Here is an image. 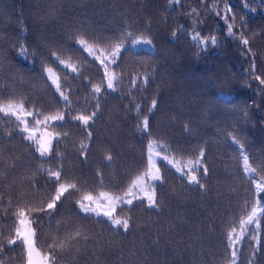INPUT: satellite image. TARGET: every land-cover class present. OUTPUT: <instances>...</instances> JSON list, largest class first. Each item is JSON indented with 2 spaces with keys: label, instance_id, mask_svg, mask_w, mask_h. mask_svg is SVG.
<instances>
[{
  "label": "trees",
  "instance_id": "obj_1",
  "mask_svg": "<svg viewBox=\"0 0 264 264\" xmlns=\"http://www.w3.org/2000/svg\"><path fill=\"white\" fill-rule=\"evenodd\" d=\"M228 3L232 9L229 15L236 17V35L228 34L227 24L232 20L216 14L223 9L220 0H0V86L7 89H0V103L24 98L45 115L64 112L65 122L53 121L38 128L69 133L58 147L54 140L53 147L67 155L68 165L89 185L96 184L93 176L97 168L102 170L106 185H119L95 190L88 187L85 191L93 196L99 191L119 193L138 171L144 170L150 139L180 146V150L174 148L167 154L182 164L195 159L201 147L206 149L210 177L201 182L208 185L207 194L154 157L165 177L163 185L157 182L160 210L147 209L146 202H134L131 212L117 209L122 217L132 216V228L127 233L121 229L118 234L107 223L81 221L94 239L81 241L79 252L62 254L61 264H225L226 232L231 227L239 230V220L250 213L253 200L250 179L243 173L242 160L234 158L236 146L226 141V133L237 135L251 158L264 161V85L254 78L264 77V0ZM193 9L198 19L189 15ZM241 18L246 22L250 47L258 54L254 71H250L252 59L244 54L238 38L245 31L240 27ZM124 24L130 25L132 35L125 41L119 66L109 65V71L122 79L115 81L116 91L100 95L101 112L91 127L93 140L89 142L79 121L69 119V108L71 116L94 110L91 89L93 84L105 83L104 69L80 49L75 38L111 37ZM198 33L200 39H194ZM209 36L217 42L201 43ZM143 39H151L152 44L132 43ZM21 46L26 53H21ZM99 47L108 45L100 43ZM51 51H57L61 59L70 58L78 71L55 64ZM46 67L60 78L71 102L69 108L45 75ZM145 75L149 77L146 85L139 81L135 87L131 84L134 77ZM152 99L158 103L149 112ZM32 106L25 104L26 108ZM144 116L149 118L152 137L136 129ZM28 121L30 126L34 124L31 117ZM17 123L15 117L0 113V170L4 172L0 178V229L8 230L4 237L13 233L15 218L4 216L3 209L10 198L11 211L24 207L16 200L22 190L20 178L42 163L21 135H4L5 131H14ZM258 139L263 143H257ZM81 141L89 143L91 149L87 163L76 151ZM109 153L115 163L105 166L103 157ZM17 157L22 164L9 167ZM253 178L259 177L253 174ZM34 180L39 191L25 196V201L35 202L49 194L42 175L37 174ZM258 199L260 208H264V193ZM69 209L75 211V205L65 203L60 211L67 216ZM258 212L259 228L249 225L248 229L251 235L259 233V249L253 257L254 242L246 235L237 264H249L250 258L254 264H264V211ZM60 219L58 216L57 221ZM55 225L53 221L51 229H37L36 245L42 254L51 243L50 232L56 235ZM0 259L5 264H23L18 246L6 247Z\"/></svg>",
  "mask_w": 264,
  "mask_h": 264
},
{
  "label": "snow or ice",
  "instance_id": "obj_2",
  "mask_svg": "<svg viewBox=\"0 0 264 264\" xmlns=\"http://www.w3.org/2000/svg\"><path fill=\"white\" fill-rule=\"evenodd\" d=\"M223 3V9L217 11V15H222L223 19L232 20V23L227 24V30L229 35H236L235 16L229 15L232 9L228 3V0H220ZM213 7L217 8L218 5L213 3ZM191 16L198 14L195 9L189 13ZM241 28L245 31H241L239 34V40L244 48V54L251 57L252 63L250 71H254L257 67L256 57L257 53L250 47L251 41L247 36L246 22L241 18ZM149 27L150 25H146ZM130 25L124 24L122 27L113 31L111 37H104L98 35L95 40L93 37L80 36L75 38V42L80 46L82 51L88 53L93 61L98 62V66L104 69V84H93L91 94L94 103V110L90 114L71 116V109L69 108L70 101L68 95L62 90L60 78L53 74L52 68H45V75L55 86V91L59 94L61 101L65 102V107L69 108V119L72 121H79L86 138L89 142L93 140V132L91 127L98 119V113L101 112V105L99 97L102 92L116 91L115 81L122 79L121 76L115 72L109 71V65H118L117 61L121 55L122 49L125 47V41L131 37V33L128 31ZM175 35V33H173ZM194 39H200L198 33ZM93 40V43H89ZM210 41L215 44L216 38L209 36L203 38L201 43ZM100 43H106L107 48L99 47ZM134 45L145 44L151 45V39L133 40ZM21 53H26V49L21 46ZM107 53V55H105ZM50 56L55 64L63 65L65 68L72 67L73 71H78L76 67H73L69 60L61 59L60 54L57 51H51ZM254 78L259 81L261 85H264V77L255 75ZM149 77H134L131 80V84L135 87L138 81L143 84L148 83ZM2 89V86H0ZM7 91V89H2ZM33 105L30 108H26L25 104ZM157 100L152 99L151 105L148 109L151 112L157 107ZM139 110V106H137ZM0 113L5 116L15 117L18 122L14 131H5L4 135L13 136L14 133L23 137V140L28 141V148L33 149L35 153L39 154L42 159V163L37 166L35 171L30 174L26 173L21 179V191L16 194L17 203L24 204V207H19L15 211H11L13 201L11 198L8 201V206L3 209L4 216H11L15 218V225L13 233L4 237L3 233L8 231L7 229H0V255H3L6 247L18 246L21 249L23 264H61V255L68 252H79L80 249L77 245L84 241L87 243L94 237L88 234L87 225L81 221H92L93 224L107 223L113 231L119 234L122 229L124 233H127L132 228V216L128 215L122 217L117 214V209L123 211L125 208L129 212L133 211L136 203L145 204L147 209L160 210V196L157 192V182L160 185L165 183V177L161 174V169L157 165L154 157H158L165 164L174 168L175 172L181 177L185 178L189 185H196L202 190V194H207L208 185L201 182L202 179L206 180L210 177V169L206 163L207 155L206 149L201 147L195 159L189 160L186 164H182L181 161L170 158L167 153L174 148L180 150V146H174L163 140L157 143L154 140H149L147 145L146 162L144 164V170L138 171V173L130 179L127 186L119 191V193L99 191L97 196H93L91 192L85 191L86 188L106 187H119V185L113 182L111 185H106L104 182V174L100 168H97L94 172L93 179L96 181L95 185H89L87 180L76 174V169L68 165V157L65 153L56 151L53 147V141H56L57 147L61 142L62 137H68L69 133H47L37 138L36 130L41 125L47 127L50 122H65V114L63 111L58 110L56 114L45 115L40 107L33 104L32 101H26L21 98L16 101L14 98H10L6 103H0ZM28 117H31L34 121L32 126L29 125ZM63 126V125H61ZM136 129L142 135L152 137V131L149 124V118L144 116L142 120L136 125ZM226 141H230L231 144L236 146L237 156L234 157L238 161L242 160L243 173L249 177L252 191L253 200L251 201V211L246 217L239 220V230L236 227H231L225 235L226 240V252L227 259L225 264H237L240 255V246L245 236H249L250 240L254 242L253 257L255 252L259 249L261 237L257 232L256 235L249 233L248 226L254 225L259 228L258 209L264 211V208H260L258 197L264 193V161H257L250 157L245 145L241 143L237 135L232 132L226 133ZM159 148V151L153 152L154 148ZM79 157L82 158L84 163L88 162L91 149L89 143L81 141L79 148L76 149ZM104 161L107 162L105 166H111L115 163V159L111 153L104 155ZM3 161V151L0 150V162ZM22 164L19 157L15 158L9 167H15ZM47 165V166H46ZM182 165V166H181ZM255 165V166H253ZM202 175L198 176L197 173ZM37 174H40L45 179V191L49 194L46 198L38 201L28 200L25 201L24 197L30 193L38 192L39 189L35 184L34 178ZM253 174L259 178H253ZM4 172L0 170V178H3ZM15 183V181H13ZM26 185L27 190H24ZM136 202V203H134ZM3 203L0 198V204ZM65 203L74 204L75 211L69 209L68 215L65 216L61 213V208ZM61 217L57 221V217ZM73 216L75 219H73ZM53 221H56L55 232L56 235H51V243L47 244L48 251L40 256L39 261L34 260V253L39 255L36 248L38 242V232H43L45 227L51 229ZM34 225V227H33ZM63 233L61 236L60 234ZM0 264H5V261L0 259ZM249 264H254V260L250 258Z\"/></svg>",
  "mask_w": 264,
  "mask_h": 264
},
{
  "label": "rangeland",
  "instance_id": "obj_3",
  "mask_svg": "<svg viewBox=\"0 0 264 264\" xmlns=\"http://www.w3.org/2000/svg\"><path fill=\"white\" fill-rule=\"evenodd\" d=\"M258 127H262V126H258ZM255 131L259 132L260 134H263L260 129H256ZM47 133H52V132L50 130H48V129H45V128H37V130H36L37 138H39L41 135H46ZM257 143L262 144L263 143V139H258L257 140ZM36 248L38 250L39 255H37V254L34 253L33 258H34V260L39 261L40 256L43 255V254L38 249L37 245H36Z\"/></svg>",
  "mask_w": 264,
  "mask_h": 264
}]
</instances>
